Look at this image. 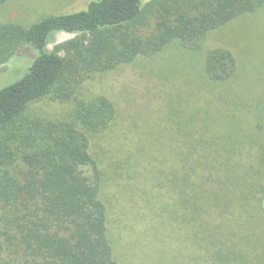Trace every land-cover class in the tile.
<instances>
[{"label":"trees","instance_id":"obj_1","mask_svg":"<svg viewBox=\"0 0 264 264\" xmlns=\"http://www.w3.org/2000/svg\"><path fill=\"white\" fill-rule=\"evenodd\" d=\"M12 1L0 0V7ZM83 2L82 9L44 14L28 25L17 18L0 23V67L25 47L35 54L24 74L0 89V264H119L90 149L91 136L119 118L115 103L96 95L77 102L71 122H25L30 104L66 98L74 81L138 58L156 61L172 44L191 57L209 32L264 7V0ZM59 32L77 37L49 50ZM235 49L206 53L197 86L201 104L188 112L181 102L169 109L180 146L164 183L174 194L165 192L172 207L161 209L181 234L183 264H264V95L245 96L255 115L254 127L246 128L233 95L224 105L221 92H211L244 74ZM179 67L165 62L162 74L182 73Z\"/></svg>","mask_w":264,"mask_h":264},{"label":"rangeland","instance_id":"obj_2","mask_svg":"<svg viewBox=\"0 0 264 264\" xmlns=\"http://www.w3.org/2000/svg\"><path fill=\"white\" fill-rule=\"evenodd\" d=\"M84 5L83 0H13L0 7V23L17 18L21 24L28 25L44 14L79 10ZM76 37V34L56 33L48 49ZM237 45L244 74L241 77L240 71L237 79L225 85H213L211 92L214 95L221 92L226 101L219 104L224 105H228L229 94L233 95L237 117L246 128H253L255 115L245 105V96L256 99L264 95V7L209 32L202 47L191 57L172 44L156 61L138 58L129 66L93 80L74 81L66 98L46 96L27 107L22 117L25 122L36 118L71 122L79 101L103 95L115 103L119 118L110 130L91 136L90 149L100 172V198L107 213L108 239L119 264H183L177 252L181 234L175 223L166 220L161 209L172 207L166 197V193L172 192L165 191L164 183L180 146L175 138V117L169 114V109L170 105L176 108L181 102L188 112L189 107L197 106L199 101L201 104L203 92L197 86L201 87L199 73L206 53L217 48L236 52ZM34 55L25 47L1 66L0 89L17 81ZM242 61H238L240 68ZM165 62L174 69L181 66L184 71L162 74ZM144 76L156 79L148 82ZM191 77H194L193 90L187 83ZM148 84L151 91L146 90ZM213 104H217L215 99Z\"/></svg>","mask_w":264,"mask_h":264}]
</instances>
